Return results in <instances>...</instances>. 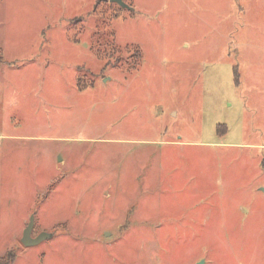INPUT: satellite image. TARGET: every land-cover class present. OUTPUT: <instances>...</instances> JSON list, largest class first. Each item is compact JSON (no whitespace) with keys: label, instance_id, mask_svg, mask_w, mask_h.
Wrapping results in <instances>:
<instances>
[{"label":"rangeland","instance_id":"1","mask_svg":"<svg viewBox=\"0 0 264 264\" xmlns=\"http://www.w3.org/2000/svg\"><path fill=\"white\" fill-rule=\"evenodd\" d=\"M125 3L0 0V260L264 264V0Z\"/></svg>","mask_w":264,"mask_h":264},{"label":"water","instance_id":"2","mask_svg":"<svg viewBox=\"0 0 264 264\" xmlns=\"http://www.w3.org/2000/svg\"><path fill=\"white\" fill-rule=\"evenodd\" d=\"M111 3H116L119 6L123 8L129 9V6L125 3V0H110ZM34 225H35V220L34 217L32 216L29 222L28 227L25 229L22 237V243L23 245L29 247V246H35L40 243H42L44 240L48 239L51 237L50 234L47 233H42L36 238L32 237L33 230H34ZM199 264H203V262H200Z\"/></svg>","mask_w":264,"mask_h":264},{"label":"trees","instance_id":"3","mask_svg":"<svg viewBox=\"0 0 264 264\" xmlns=\"http://www.w3.org/2000/svg\"><path fill=\"white\" fill-rule=\"evenodd\" d=\"M101 24H102L103 28L105 27V33L104 34L101 33V36H100V32H96L97 38L94 37L95 43L94 42L92 43L91 49H94L96 46L99 47V48H102V46H105V47L108 46V37H109V35L106 34V28L108 29V27H107L105 21H103ZM110 38H113V36L111 35V37H109V39ZM1 61H2V59H1V56H0V63H1ZM15 259H16L15 252L8 253V255L6 257H4L3 259L0 260V264H13Z\"/></svg>","mask_w":264,"mask_h":264}]
</instances>
